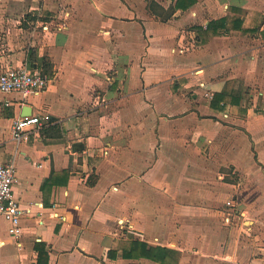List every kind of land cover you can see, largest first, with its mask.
Masks as SVG:
<instances>
[{
  "label": "crops",
  "instance_id": "1",
  "mask_svg": "<svg viewBox=\"0 0 264 264\" xmlns=\"http://www.w3.org/2000/svg\"><path fill=\"white\" fill-rule=\"evenodd\" d=\"M177 2L0 0V264H264V0Z\"/></svg>",
  "mask_w": 264,
  "mask_h": 264
},
{
  "label": "built area",
  "instance_id": "2",
  "mask_svg": "<svg viewBox=\"0 0 264 264\" xmlns=\"http://www.w3.org/2000/svg\"><path fill=\"white\" fill-rule=\"evenodd\" d=\"M49 76L39 68L27 66H6L0 71V91L20 93L27 96L31 93H40L49 83ZM3 105L11 104L9 99H4ZM32 125H41L38 116H20L13 123V138L19 141L25 131ZM18 181L14 163L0 162V213L11 222L10 231L15 235L21 233L20 223L25 216V210L13 193L14 184ZM3 241H0L2 244Z\"/></svg>",
  "mask_w": 264,
  "mask_h": 264
},
{
  "label": "rangeland",
  "instance_id": "3",
  "mask_svg": "<svg viewBox=\"0 0 264 264\" xmlns=\"http://www.w3.org/2000/svg\"><path fill=\"white\" fill-rule=\"evenodd\" d=\"M14 1H18V0H13V2ZM20 1L23 2V0H20ZM12 15L17 16V18L21 17L23 15L22 7H20V5H17V6L13 5ZM25 17H26V15H25ZM17 25H19V23ZM13 30H14V28H13ZM26 41H27V39L25 38V36L23 34V45H25Z\"/></svg>",
  "mask_w": 264,
  "mask_h": 264
},
{
  "label": "trees",
  "instance_id": "4",
  "mask_svg": "<svg viewBox=\"0 0 264 264\" xmlns=\"http://www.w3.org/2000/svg\"><path fill=\"white\" fill-rule=\"evenodd\" d=\"M177 4H178L177 6H180L181 5V0H178ZM218 96L220 97V99L224 98V96L221 95V94H219ZM238 101L239 100H237V102ZM48 258H49L48 253L46 251H44L43 249H40L39 263H45L46 264L48 262Z\"/></svg>",
  "mask_w": 264,
  "mask_h": 264
},
{
  "label": "water",
  "instance_id": "5",
  "mask_svg": "<svg viewBox=\"0 0 264 264\" xmlns=\"http://www.w3.org/2000/svg\"><path fill=\"white\" fill-rule=\"evenodd\" d=\"M25 116H27V115H25Z\"/></svg>",
  "mask_w": 264,
  "mask_h": 264
}]
</instances>
